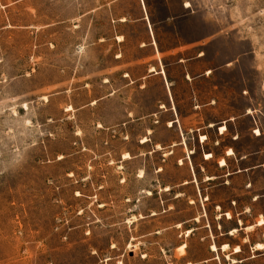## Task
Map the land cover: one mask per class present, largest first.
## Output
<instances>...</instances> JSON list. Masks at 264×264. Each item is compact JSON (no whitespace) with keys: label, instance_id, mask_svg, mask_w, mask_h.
I'll return each instance as SVG.
<instances>
[{"label":"rangeland","instance_id":"rangeland-1","mask_svg":"<svg viewBox=\"0 0 264 264\" xmlns=\"http://www.w3.org/2000/svg\"><path fill=\"white\" fill-rule=\"evenodd\" d=\"M261 217L264 0H0V264H264Z\"/></svg>","mask_w":264,"mask_h":264},{"label":"bare ground","instance_id":"bare-ground-1","mask_svg":"<svg viewBox=\"0 0 264 264\" xmlns=\"http://www.w3.org/2000/svg\"><path fill=\"white\" fill-rule=\"evenodd\" d=\"M187 6H188V5H187ZM150 70L153 71V70H154V67H151ZM225 129H226L225 125H222V126L220 127V132H221V133H224V130H225ZM232 153H233V151H232L231 149H229L228 154H232ZM211 156H212L211 153H207V154H206V158H207V159L210 158ZM225 164H226V161H225V159L222 158V159L220 160V165H221V166H224ZM228 216H230V213H228ZM257 224H258V225H263V224H264V218L261 217V218L258 220ZM249 228H251V226H250ZM257 245H262V246H264L263 243H257V244H255L254 248L257 249V250H262V249H264V247H260V248H258ZM228 247H229L228 244H224V245L222 246V249H223V250H226ZM180 248H181L180 250L183 251L184 245L181 246ZM237 249H239V251H237ZM212 250H213V251H214V250H217V246H216V245H212ZM240 251H241V250H240V247H239V246H236V247H235V251H234V253H239Z\"/></svg>","mask_w":264,"mask_h":264},{"label":"flooded vegetation","instance_id":"flooded-vegetation-1","mask_svg":"<svg viewBox=\"0 0 264 264\" xmlns=\"http://www.w3.org/2000/svg\"><path fill=\"white\" fill-rule=\"evenodd\" d=\"M242 82H245L244 74L242 75Z\"/></svg>","mask_w":264,"mask_h":264},{"label":"snow or ice","instance_id":"snow-or-ice-1","mask_svg":"<svg viewBox=\"0 0 264 264\" xmlns=\"http://www.w3.org/2000/svg\"><path fill=\"white\" fill-rule=\"evenodd\" d=\"M257 247L260 248V247H264V246H262V245H257ZM237 251H239V249H237Z\"/></svg>","mask_w":264,"mask_h":264}]
</instances>
